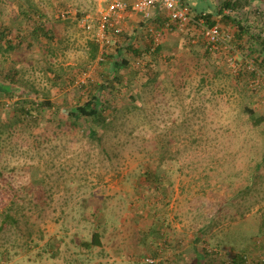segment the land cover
I'll return each mask as SVG.
<instances>
[{
  "label": "rangeland",
  "instance_id": "rangeland-1",
  "mask_svg": "<svg viewBox=\"0 0 264 264\" xmlns=\"http://www.w3.org/2000/svg\"><path fill=\"white\" fill-rule=\"evenodd\" d=\"M1 4L0 21L16 16L21 4L53 30V38L30 48L20 26L21 47L0 53V75L17 72L18 86L28 90L26 80L44 88L55 107L46 111L52 121L46 127L40 120L42 127L0 137V264H234L236 254L264 252V122L254 126L244 112L247 104L264 115V85L248 91L220 57L205 51L198 64L187 67L193 63L187 58L181 65L164 45L168 36L160 47L169 52L150 55L149 22L133 17L91 59L96 37L83 19L95 16V0ZM256 9L264 13V5L244 1L237 15L244 19ZM216 21L225 31L222 16ZM248 24L249 37L262 32L263 25L258 31ZM128 44L141 54L125 52L132 63L115 102L130 112L104 141L90 140L91 118L67 120L109 73L111 54ZM233 44L250 57L248 46ZM59 71L68 73L62 86L53 82ZM22 97L46 95L0 96L2 118ZM147 170L164 182L160 191ZM8 207L17 223L2 227ZM96 233L101 245L85 246Z\"/></svg>",
  "mask_w": 264,
  "mask_h": 264
},
{
  "label": "trees",
  "instance_id": "trees-1",
  "mask_svg": "<svg viewBox=\"0 0 264 264\" xmlns=\"http://www.w3.org/2000/svg\"><path fill=\"white\" fill-rule=\"evenodd\" d=\"M244 1L248 0H223V2L219 5L217 11V17L222 16L223 22L226 24V28L229 31H225L228 34H232L231 25H238L239 30L233 35V43L236 39H241V33H246L249 29V24L246 26L242 23V17L237 15L238 11L243 7ZM0 0V15L4 11L3 6H1ZM18 14L16 16L9 17L8 22L0 21V53L8 54L15 53L21 47L19 42H16L17 38L20 37L21 33L19 32L20 26H24V29L27 30L28 34H26V39L29 42L30 48H33L37 45L38 42H41L42 38H53V30L47 27V22L39 21L34 15L31 9L28 10L24 5L19 6ZM230 9L232 14L223 15L224 10ZM201 16L204 15L207 19L209 25L215 24L216 17H214V13H196ZM20 15V17H19ZM216 16V15H215ZM215 18V19H214ZM151 21V20H144ZM155 23H160V19L153 20ZM258 39L263 45V52H258V50L251 48L249 50V56L256 59L257 62L264 61V35H257ZM191 39L194 36H190ZM20 39V38H19ZM204 41V40H203ZM205 44V42H204ZM91 46V59H94L97 56L99 49L98 43L95 41L90 42ZM123 47V48H122ZM122 47H117L114 54H111L108 61L109 73L105 74L102 79L97 81L94 89L91 91L88 100L82 105H78L75 107L76 112L72 113V117L74 119L67 120L69 123L74 124L75 119H83L84 117L91 118L92 126L87 131V137L90 140H96L99 142L104 141L106 132L111 130L116 124L118 120L126 119L128 116L129 108L127 107L126 112H122L121 107L115 102L116 96L121 91L120 86H123L125 83V75L124 69H128L131 66V61L126 56L125 52L133 51L135 54H141L140 49L134 47L133 45H126ZM147 51L152 55L153 53L159 54L161 51L160 45L154 50L151 51V47H148ZM206 48V45H205ZM206 54H210L215 58H219V56H215L211 54L207 48L205 51ZM146 72V71H143ZM142 72H137L135 74V78L138 80L141 79ZM17 72H7L0 75V96H8L12 92L19 93L21 96L28 95L29 93L39 94L40 96L46 95V98L42 101H38L34 98L22 97L14 102V107L10 108V115L7 119L2 118L0 114V137L3 134L8 133V135H12L21 127L32 128V125H40L41 122H44V126L46 127L49 123H51V118L46 115L47 110H52L55 107V103H53L47 96L49 91H45L44 88L38 89L35 85H33L30 81H24L30 88L23 90L22 87L18 86ZM68 73L65 71H59L55 73V80L53 82L55 85L62 86L65 83V79H67ZM249 73L247 71L242 72L239 75L240 80L245 84V87L248 91H251L247 86L249 78ZM252 75V74H251ZM70 81H73L75 77L69 76ZM73 79V80H72ZM54 85V84H53ZM25 87V85H23ZM120 90V91H119ZM27 91V92H26ZM134 98V96H133ZM132 104H130L131 106ZM2 106H6L5 102H0V110ZM244 112L248 114L249 120L252 122L254 126L260 125L264 122V115H257L255 110L244 104ZM44 120V121H43ZM10 133V134H9ZM264 159V158H263ZM259 168V167H258ZM145 175L149 179V181L153 180L156 185V189L161 190L164 182L161 181L159 177L156 176L155 172L147 170ZM11 205V204H10ZM9 205V206H10ZM9 209V210H8ZM7 211L3 213V221L2 227L9 224H16L17 212L14 211L13 207H8ZM261 243V241H258ZM101 241L99 239V234L96 233L93 237L85 243V246H100ZM264 247V243H262L261 247ZM255 253V252H254ZM236 260H234V264H264V252L253 256V252H242L240 254H236ZM195 264H200L195 262Z\"/></svg>",
  "mask_w": 264,
  "mask_h": 264
},
{
  "label": "built area",
  "instance_id": "built-area-1",
  "mask_svg": "<svg viewBox=\"0 0 264 264\" xmlns=\"http://www.w3.org/2000/svg\"><path fill=\"white\" fill-rule=\"evenodd\" d=\"M96 14H90L83 19L84 27L95 32V40L101 50L108 48L113 37L123 33L126 20L133 14L139 15L143 20H151L146 26L152 38L151 51H154L160 42L173 32H185L190 26H195L202 36L207 50L219 56L225 65L235 75L247 71L252 74L248 80L251 90L258 91L264 85V61L247 57L233 44V35L222 29L217 21L209 25L204 15H197L191 5L185 0H95ZM69 12L63 14L65 17ZM163 19L155 23L157 14ZM93 21L95 24H91ZM148 263L155 260L147 258Z\"/></svg>",
  "mask_w": 264,
  "mask_h": 264
},
{
  "label": "crops",
  "instance_id": "crops-1",
  "mask_svg": "<svg viewBox=\"0 0 264 264\" xmlns=\"http://www.w3.org/2000/svg\"><path fill=\"white\" fill-rule=\"evenodd\" d=\"M187 1H190V4L192 5L191 7L195 13H201V12L202 13H214V17H216V20L220 19V17L219 18L217 17V11H216V8L219 5L217 0H187ZM248 3H251L253 7H255V6L257 7V5H259V4L264 5V0H248ZM262 11H263V9L260 11H258L257 9L252 10L249 13V15L247 14L244 19L242 18V23L244 26H246L248 22L255 24L256 29H257L258 25L259 26L263 25V26H261V30H260L262 32L259 35H264V21L261 24L259 22V21H261V19L258 16V14H260V15L262 14L261 16L264 19V16H263L264 13H262ZM157 15L158 16H156V17L159 19L160 13ZM252 16L253 17L256 16L255 19ZM131 17H133V20L136 19V21H138V23H139V21H144L141 16L136 15V14H133ZM247 18H250V20H248ZM138 23L133 24L134 27L132 25L130 27V31L134 32L136 28H139L140 26ZM229 29H231L233 31L232 34L234 35L236 33V31L239 30V26L238 25H236V26L231 25V28H229ZM252 29H253V27L250 30H252ZM248 30L246 33H241V39H236L234 41V43H237V45H239V46L240 45L241 46L245 45L246 47L248 46L249 50L251 48H254V49L258 50V52H263V45L260 42V40L258 39L259 37H257V35L254 36V38L249 37L248 36ZM225 31H228L227 28ZM183 33L184 34H179L178 32H173L172 34H169L168 37L164 40V43H165L164 45L168 50L171 49L173 53L177 52L180 55L179 58L181 60V65L184 62L187 63V61H186L187 58H189L193 62L191 64H186L187 67L190 65H194L195 63L198 64L200 54L203 53L204 51H206V50H204L205 45H204V42L202 41L203 39L200 37V34L197 31V29L195 28V26H190V28ZM249 33H251V32H249ZM190 36L191 37L194 36V38L191 39ZM201 44H203L204 47L200 48ZM165 47L161 46V51L165 50V51L169 52ZM199 63H201V62H199Z\"/></svg>",
  "mask_w": 264,
  "mask_h": 264
}]
</instances>
